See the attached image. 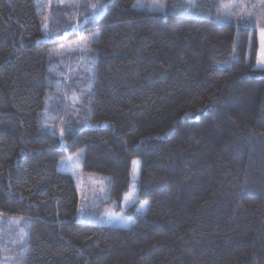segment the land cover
<instances>
[{
	"label": "trees",
	"instance_id": "trees-1",
	"mask_svg": "<svg viewBox=\"0 0 264 264\" xmlns=\"http://www.w3.org/2000/svg\"><path fill=\"white\" fill-rule=\"evenodd\" d=\"M65 1L0 0V213L22 217L27 234L0 254L15 245L21 264H264V0H165L162 12ZM77 36L89 51L71 70L76 55L52 52ZM79 149L83 173L107 174L104 207L122 200L141 160L133 202L114 209L127 226L77 220L74 179L57 165Z\"/></svg>",
	"mask_w": 264,
	"mask_h": 264
},
{
	"label": "rangeland",
	"instance_id": "rangeland-1",
	"mask_svg": "<svg viewBox=\"0 0 264 264\" xmlns=\"http://www.w3.org/2000/svg\"><path fill=\"white\" fill-rule=\"evenodd\" d=\"M42 0H35L36 3H40ZM48 2L49 0H45ZM74 0H69L62 2L64 6H70ZM165 0H163V7H161V4L158 2V0H136L134 3L135 7H144L149 10H154L157 12L164 11L165 8ZM49 3V2H48ZM95 6V7H93ZM97 6L99 5H89L88 10L90 11V14L93 16L97 12ZM244 3L241 4L240 10H244ZM261 9H264L261 8ZM76 12H72L71 16L74 17L77 13L76 9H73ZM237 8L232 9V11H236ZM46 11V9H45ZM241 13V12H240ZM234 14H232L233 17ZM248 15V13L246 14ZM47 17V16H46ZM217 21H221L216 19ZM233 20H237V18H234ZM223 21L228 22L227 19L223 17ZM76 24L74 23L72 26V29H75ZM46 25L44 24L42 26V32L45 33ZM88 38H83L80 36H77L71 41L62 42L60 43L56 49L52 52V55L57 59H63L68 58L71 59L72 57H77L76 61L71 65L74 69H83L84 64L86 63L85 60L78 59L80 55L81 58L84 57L89 51L88 46ZM257 41H258V51L256 55V67H257V61L261 57V45L259 41V29H257ZM85 62V63H83ZM258 68V67H257ZM264 69V68H260ZM85 70H87V73L89 74L91 70V67L88 69L85 67ZM46 120V119H45ZM81 155L82 150H76L72 154L62 158L57 165V170L70 174L75 182V186L77 189V195L79 199L80 206L77 209V220L78 221H84L89 223H95L100 225H113L118 227H125L129 223L132 222L130 219H125L121 213H117L115 210L121 209V211H125L133 202L134 197V190H135V184L138 180V177L141 173V160L138 157H134L131 161V167H130V184L128 187L127 192L123 195L122 200L117 203L113 202L108 207L101 206V202H103L106 197V188H107V174L105 172H101V170H96L94 173H83L81 170ZM136 162L135 164L133 162ZM120 205V206H119ZM144 208V204H140L137 208V211H142ZM14 218H20V217H8L5 218L3 216H0V245L3 247L10 242L11 245L14 243L15 245L18 244V240L20 237L21 229H24L26 232L25 224L23 222L21 223H11ZM10 236L12 239L8 238ZM13 240V241H11ZM13 245V252L10 253V257L6 260V256L4 253L0 254V264H10L11 261L13 264H21V253L18 252L19 246ZM6 248V247H4ZM11 263V264H12Z\"/></svg>",
	"mask_w": 264,
	"mask_h": 264
},
{
	"label": "snow or ice",
	"instance_id": "snow-or-ice-1",
	"mask_svg": "<svg viewBox=\"0 0 264 264\" xmlns=\"http://www.w3.org/2000/svg\"><path fill=\"white\" fill-rule=\"evenodd\" d=\"M158 2L161 4V7H163V0H158ZM188 3L192 4L194 6L195 5V0H188ZM93 7H95V6H93ZM224 18L227 19V20H230L231 19V13H226ZM239 22L243 23L245 25V27L252 26L251 13H249V15L247 17L240 16L239 17ZM255 26L259 27V41H260L261 52H262L261 57L257 61V67L258 68H264V27H261L258 24L255 25ZM133 163L135 164L136 162L134 161ZM2 215H3V213H0V216H2ZM21 220H23L22 217L14 218L10 222L18 224V223H20ZM26 235L27 234H26L25 230L21 229L20 237H19V240L17 242L20 243V244H23Z\"/></svg>",
	"mask_w": 264,
	"mask_h": 264
}]
</instances>
